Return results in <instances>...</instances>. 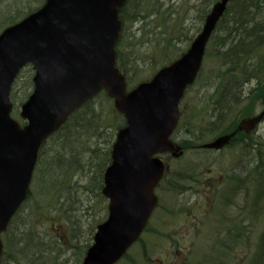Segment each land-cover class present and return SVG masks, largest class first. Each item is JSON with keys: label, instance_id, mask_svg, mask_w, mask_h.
<instances>
[{"label": "water", "instance_id": "obj_1", "mask_svg": "<svg viewBox=\"0 0 264 264\" xmlns=\"http://www.w3.org/2000/svg\"><path fill=\"white\" fill-rule=\"evenodd\" d=\"M127 1L45 0L0 33V257L1 235L27 198L42 147L75 110L101 92L113 100L126 125L116 135L103 175L108 217L97 226L82 264H116L157 205L154 189L163 164L154 156H178L180 149L169 138L178 123L179 102L194 83L230 0L211 8L186 53L131 91L116 66L115 49L123 26L119 11ZM28 65L34 71L33 90L20 106L22 126L11 117L10 93ZM263 114L204 148L221 149L238 131H250Z\"/></svg>", "mask_w": 264, "mask_h": 264}, {"label": "rangeland", "instance_id": "obj_2", "mask_svg": "<svg viewBox=\"0 0 264 264\" xmlns=\"http://www.w3.org/2000/svg\"><path fill=\"white\" fill-rule=\"evenodd\" d=\"M158 1L165 3L166 0ZM2 3L1 0L0 9ZM31 4L34 5L33 0ZM150 6L146 10H149ZM129 10L130 8L127 9V14L125 13L129 19H126L125 28L122 30L125 31L124 38L134 43L141 37V30L138 31L141 26L132 20L128 13ZM147 13L145 21L152 22L154 12ZM14 15L8 16L6 24H2L4 22L0 16V33L6 27L25 17L15 19L13 23L9 24ZM186 19L185 27L188 28L191 25V27L189 26L190 32L200 23L197 20L198 15L193 11L189 12ZM188 21H191L192 24ZM192 35L193 33L189 34V36ZM126 42L128 43V41L124 43ZM190 42V40L184 39L176 41L173 47L166 48L163 56L170 59L178 50L185 53ZM152 44L147 42V44L140 45L138 49L134 48L131 58L127 54L128 51L124 49L122 58H128L129 65L135 70L133 73L135 75L131 76L132 79L136 78V82H133L134 85L141 81H149L162 68L158 67L159 69L157 68L156 72L152 74L154 69L150 68V63H139L141 56H148L153 52ZM123 48H125V44ZM217 54L218 52H214L212 47L206 49V57L204 56L197 80L186 91L180 103L182 118L185 125L188 123L186 127L190 133L185 132L184 125L179 128L180 135H177L174 141L179 145L181 137L189 135L192 139L191 142L189 141V145L194 149L185 151L184 155L178 159H173L169 155L163 157L169 166V172L156 189L159 199L158 208L150 220L146 232L117 264H248V258L242 263L243 255L244 253L251 254L254 251L260 235L264 232V216L259 215L260 219L253 220V225L240 221V211L237 208L246 203L243 199L245 186L249 185L247 192L251 194L247 209L252 208V201L255 197L253 187L249 183L240 181L237 193L233 197H226L223 194V192L227 193V190L232 189H228L229 187L236 186L232 180H240L244 170L253 163L252 158H247V153L245 154L247 145L251 143L244 142L246 143L245 149L243 142H231L218 152H205L199 149L202 144L214 140L226 130H231L237 124L238 118L239 120L243 119L238 117L241 113L244 112L245 117H253L257 116L264 108L263 77L259 82L256 81L257 83L254 81L250 88H246V91L244 90L246 99L231 112V115L224 116V114L223 122L211 126L215 120L213 117L216 115L211 116L213 110L210 108L215 99L216 85L218 86L220 82L215 78L216 73L220 70L216 59ZM261 55L264 56V52ZM256 59L260 60L261 58L257 57ZM33 75L32 66H26L12 86L13 110L11 117L19 123H22L19 118V107L32 93ZM145 78L147 79L144 80ZM251 88H253L252 91H250ZM111 105H113L112 100L98 101L96 109L101 113L104 123L107 122V133L114 134L118 124L110 113ZM233 112L235 117L232 116ZM116 133L117 131L111 144L115 140ZM259 135H263L261 137L264 138V122L252 136ZM104 139L97 145L101 151H103L102 147L108 144L107 139L105 137ZM95 141L93 140L90 144L92 149L96 146ZM258 143L264 144V139H259ZM54 146L58 150L60 149L59 144L54 145L50 140L43 147V149L45 148L44 154L38 160L29 197L12 219L7 232L2 236L3 252L6 255L4 258L6 260L2 264H82L86 250L93 243L96 227L107 218L108 201L98 196V185L92 186L94 193H85L80 186L87 184L85 183L87 181L81 178L83 175H79V172L73 176L69 173L65 174L66 172L62 173L65 175L55 179L58 182L54 188L56 183L47 169L53 157ZM88 169L85 168L87 173L91 174ZM225 175H228V178H225ZM69 177L70 180L65 181V178ZM248 211L250 212V208L243 212L247 214ZM242 226L251 230L247 237L249 243L244 247L245 251H239L235 257L223 256L224 247H221L220 235L222 238L225 234L231 237L230 231L233 229L242 230ZM21 235L28 236L30 244L15 247L14 241L17 244V242L26 239ZM28 238L27 240H29ZM247 238H245V242Z\"/></svg>", "mask_w": 264, "mask_h": 264}, {"label": "trees", "instance_id": "obj_3", "mask_svg": "<svg viewBox=\"0 0 264 264\" xmlns=\"http://www.w3.org/2000/svg\"><path fill=\"white\" fill-rule=\"evenodd\" d=\"M30 1L32 2V0H2V8L0 9V16H2L4 22L2 24H6L8 16L12 14L15 15L13 19L9 21V24L13 23L15 19L26 17L32 13V11L39 8L45 0L40 2L39 0H33L34 5H32ZM217 1L218 0H166L164 1L165 3H161L158 0H128L119 11L123 29L125 28L124 24H126V19H129L128 15H125L128 8H130L128 13L131 15L132 20L141 26L140 29H138V31L141 30V37L138 41L132 43L127 38L125 39V31L123 32L122 30L124 35L121 32L120 40L116 46L117 67L125 77L128 88H133L136 85L133 84V82H136V78H131L132 75H135L133 74L135 70L129 65L130 60L126 57L124 59L122 58L125 51L124 49L128 51L127 54L131 58L133 57L131 54L134 53V48L138 49L140 45L147 44V42L153 43V52L148 56H141L139 63H150V68L154 69L151 73L154 74L158 67L168 65L172 60L182 55L183 51L178 50L170 59L163 56L166 48L173 47L176 41H182L183 39L193 40L195 35L200 32L204 19L211 7ZM150 4L152 5L150 6ZM148 6H150V11L146 10ZM31 8L33 9L30 10ZM188 11L195 12L198 15L197 20L200 22L191 32L189 29L191 25H189L190 27L188 26V28L185 27L187 20L186 16L189 14ZM147 12H154L152 14L154 16L152 22L145 21V17L148 14ZM188 23L192 24L191 21H188ZM191 33H193V35L189 36ZM152 35L154 36L152 37ZM125 41H128V43H124ZM124 44L125 48H123ZM209 47H212L214 52H218L216 59L218 67L220 68L215 75V78L218 79V81L220 80V82L218 84L217 81L218 86L216 85L215 89V99L210 108L213 110L211 111V116L214 114L216 115V117H213L215 120H213L211 125L215 126V124H220V122L224 121L222 118L224 114V116H226V114L231 115V112L243 103L246 99V95L244 97L243 92L244 90L246 91V88H250L248 85L252 84L254 81L257 83L264 77V56L261 55L264 52V0H230L226 11L209 40L207 49ZM257 57L261 59L257 60ZM146 79L147 78L144 80ZM250 91H252V89ZM102 100H109L104 93H101L85 103L75 111L61 129L49 139L52 144L56 145L57 143L60 145L59 150L54 146L55 149L52 151L53 157L47 168L56 183L54 184L55 186L53 185L54 188L58 182H56L57 178L61 175L69 173L73 176L76 172H79V175H83L81 178L87 181L85 182L87 184L80 186L84 192H93L92 186L95 187L98 185V196L102 197L103 173L110 163L111 143L115 132L124 126L123 117L119 115L113 108V105H111L109 107L110 113L114 116V121L118 125L114 134L107 133V122L104 123L101 119V113L96 109L98 101ZM106 111L108 112V110ZM229 115L227 116L229 117ZM232 116H236L234 112ZM238 117H245L244 112ZM187 124L185 125L181 117L180 127L185 125V128ZM204 130H206V128ZM186 131L190 133L187 127L185 129V132ZM228 131L230 130H226L225 132ZM261 136L263 135L257 137H253L252 135L245 136L240 142H243L244 149L246 147V143L244 142L251 143L247 145L245 154L247 153V158H252L253 163L249 165V168L244 170L240 180L231 179L235 182L234 184L236 186L229 187L228 189H232H230L227 195L223 192L226 197H233L235 193H237L240 181H242V183L243 181L247 182L253 187V195H255V197L252 201V208L249 207L250 212L248 211L249 213L247 214L243 212L249 210V208L247 209L250 200L249 196L251 195L247 192V186L249 185L245 186L246 189L244 190L245 196L243 199L245 200L244 203H246L242 207L237 206V210L240 211V216L242 217H240V221L251 225H253V220L260 219V217H258L259 215L262 217L264 216V144L258 143L259 139H264ZM104 137L107 139L108 144L102 147L103 151H101V148H98L97 145L100 141L105 140ZM93 140H96L94 149L90 147ZM191 140L189 135H184L181 137L180 142L185 148L191 150L190 143L188 142H191ZM44 149L41 150L39 160L43 157ZM85 168H89L88 170L91 174L87 173ZM225 178H228V175H225ZM66 180H70V177L65 178V181ZM227 180L229 181L230 179ZM229 206L231 207L232 205ZM226 221L228 222V220ZM248 221L252 222L249 223ZM242 227V230L233 229V231H230L231 237L225 234L222 238L220 235L221 247H224L223 256L231 255L235 257L239 251H245L246 248L244 247L249 243L247 237L251 230L248 227ZM21 236L26 237V239L19 243L17 242V244L16 241H14L13 245L15 247L17 245L24 244V246H27L30 244L28 236ZM241 237L242 239H240ZM27 238L29 240H27ZM245 238H247L246 242ZM249 254L250 253H244L242 263L248 258V264H264V232L260 235L254 251L250 255Z\"/></svg>", "mask_w": 264, "mask_h": 264}, {"label": "flooded vegetation", "instance_id": "obj_4", "mask_svg": "<svg viewBox=\"0 0 264 264\" xmlns=\"http://www.w3.org/2000/svg\"><path fill=\"white\" fill-rule=\"evenodd\" d=\"M248 86H251V84L250 85H248ZM256 86H258V85H256ZM254 88V87H253ZM253 88H251L252 90H253ZM264 122V121H263ZM178 125L180 126V121H179V123H178ZM259 129V127L256 129V131ZM256 131H254V132H252V133H246L245 135H253V133H255ZM174 136H173V138H172V140H173V142H175L174 141V139L177 137V135H180V133H179V129L177 128L175 131H174V134H173ZM256 135V134H255ZM189 142V141H188ZM176 143V142H175ZM173 146V145H172ZM174 147V146H173ZM180 148H181V150H183V148L185 149V150H188L189 148H185V146L184 145H182V146H179ZM193 149H194V147H192ZM205 151H207V152H214V150H212V149H205ZM165 156H168V155H165ZM168 168H169V166H168ZM169 172V170L167 169V173ZM202 216V215H201ZM5 254H4V252H2V255H1V264H2V262H4L6 259H4L5 258Z\"/></svg>", "mask_w": 264, "mask_h": 264}]
</instances>
